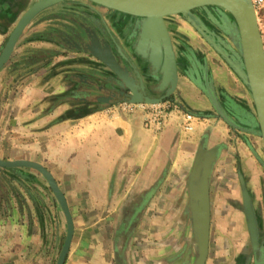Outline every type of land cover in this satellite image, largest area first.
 Instances as JSON below:
<instances>
[{"label": "crops", "instance_id": "crops-1", "mask_svg": "<svg viewBox=\"0 0 264 264\" xmlns=\"http://www.w3.org/2000/svg\"><path fill=\"white\" fill-rule=\"evenodd\" d=\"M38 1L0 0V54L26 5ZM100 8L83 3L74 32L64 41L58 37L59 25L43 22L55 9L42 11L0 70V160L33 162L52 176L73 225L64 264H193L187 179L202 140L207 151L218 150L209 180L205 264H264V238L249 182L239 171L254 165L258 144L248 88L217 50L213 57L186 44L187 38L205 39L186 17L160 22ZM39 35L46 36L43 42L33 40ZM222 48L235 62L233 48L227 42ZM98 56H112L120 76ZM171 89V99L197 118L191 132L176 114L155 131L147 128L142 107L132 112L118 108L134 95L159 98ZM211 97L227 115L248 124L243 139L248 150L239 141L238 147L234 144ZM234 145L241 156L233 153ZM234 162L241 203L219 204V195L227 198L229 192H221L220 183ZM251 180L256 182V175ZM10 183L19 186L22 206L11 195ZM243 191L255 215V248ZM227 211L241 216L221 220L224 231L214 237V221L219 220L214 214ZM66 234L65 215L43 178L29 169L0 168V264H57Z\"/></svg>", "mask_w": 264, "mask_h": 264}, {"label": "water", "instance_id": "water-1", "mask_svg": "<svg viewBox=\"0 0 264 264\" xmlns=\"http://www.w3.org/2000/svg\"><path fill=\"white\" fill-rule=\"evenodd\" d=\"M64 0H39L33 4L20 18L14 30L6 41V44L0 54V70L11 58L16 43L24 29L29 23L43 10L54 6ZM103 8L123 13L132 17L143 18L146 20L162 21L167 17L182 15L195 26V18L192 14L194 10L205 7H217L227 12L233 19V33L238 36V49L241 57V64H235L210 40L206 34L207 30L201 27L197 29L204 38L214 46L228 62L239 78L244 82L249 90L254 104L257 127L264 145V46L260 38L257 24V17L252 6L251 0H88ZM164 28V27H163ZM167 48L171 59L173 69L175 67L174 57L170 40L167 37ZM99 58V56H98ZM101 59L116 75L118 67L112 58L107 56ZM172 89L167 94L159 98L142 99L134 95L130 104L143 103L146 105H156L162 103L171 97ZM214 109L221 119L232 128L241 130L232 121L224 115L214 98L211 97ZM205 140L200 142L197 155L191 173L187 179L189 199L187 204L188 212L191 215L193 244L196 258L193 264H205L208 253L209 228H210V206H209V180L212 168L217 159L218 150L207 151L204 147ZM31 168L40 173L47 181L56 200L58 201L67 221V234L61 248L57 264H64L65 256L68 251L72 235L73 225L65 198L50 173L41 165L28 161L5 162L0 160V168ZM243 205L247 220L250 238L255 248L257 246V226L255 215L252 210L248 194L243 191ZM123 264V263H118Z\"/></svg>", "mask_w": 264, "mask_h": 264}, {"label": "rangeland", "instance_id": "rangeland-1", "mask_svg": "<svg viewBox=\"0 0 264 264\" xmlns=\"http://www.w3.org/2000/svg\"><path fill=\"white\" fill-rule=\"evenodd\" d=\"M251 2H252V0H251ZM83 3H85V4L89 3L90 5H96L94 3L89 2L88 0H64L61 3H58L54 6L47 8V9H51V10L55 9V10L52 12V14H50L48 16V18L44 19L43 22H49V23L54 22L57 26L59 25L60 31H59L58 37L60 38V40H63L64 37L65 38L68 37L70 30H71V32H74V29H75L74 23H76L75 18H78L77 14H78V12L81 11V5ZM26 6H27L26 11H27L32 5L30 7H28L29 4ZM96 6L101 7L98 5H96ZM47 9H45L43 11H46ZM100 9L105 10V8H102V7ZM254 11H255V14L257 17V24H258V29H259V33H260V38L262 41V46H264V0H261L260 4L254 8ZM24 13H23V15H24ZM192 14L194 15V17H196L195 18V20H196L195 26L193 25L192 27L197 32H199L197 30L199 28V26L197 24H199L201 27H203L205 30H207L209 32V35L212 37V42L220 50H222V52H223L222 47H224V45H226V42H227L228 49L230 50L231 48H233V55H234L233 57L235 59V64L240 65L242 60L240 57V52H239L238 44H237L238 36L235 33H233L234 23H233V19L231 18V16L227 12H225L223 9L217 8V7H205V8L197 9V10H194L192 12ZM188 26H190V25H188ZM197 32H196V34H197ZM45 37L46 36H41V35L35 36L33 38V40H35L37 42L38 41L43 42L40 39H43ZM198 39L199 40H197L196 42L191 40L190 38L189 39L187 38V40L184 39V41L186 42V44L190 45L189 46L190 48L199 47L203 51V53H204V51H206L209 56L215 57V53L213 50H216V49L215 48L211 49L209 47L210 43L206 39H204V40L201 38H198ZM33 40H32V42L35 43V41H33ZM225 50L223 52L224 54L226 53ZM218 54H220V53H218ZM228 58L231 59V55H229ZM237 77H239V76L236 73V78ZM175 102L180 106V104L177 101H175ZM251 102H252V105H251L252 109L251 110L253 113H255V108H254V104H253L252 99H251ZM234 105L237 106L238 103L235 102ZM180 108L183 111V113H188V112L184 111L181 106H180ZM220 109L224 113V115H226V117H228V119L230 121H232L237 127L241 128V130H239V129L230 127L228 124H226L221 119V117L217 113L218 118L220 120H222L225 123V125L228 127V131L230 132V137L235 141L234 144L238 147V145H239L238 143L240 142V144H243V146H245V148H247V150H248V146L245 144V142L243 140L244 138H248L247 134H245L248 132V130L246 129L248 124L246 123V124L242 125L241 123H239L237 121L236 117L234 118L232 115H227L223 108L220 107ZM229 109H231L233 114L236 113V110H235L236 107L229 105ZM231 111H229V112H231ZM255 117H256V113H255ZM256 124H257V118H256V122L253 123V126L255 125L254 126L255 127V130H254L255 131V137H256L257 142H258L257 148L253 147L255 157H253V156L251 157V161H253L251 163H254V165L249 169H248V165L247 166L245 165V167H244L245 172L244 173H242V168H240L239 171H240V174L243 177H246L247 181L249 182V189L247 188V186H246V188L251 193L252 201H253V207L257 213L258 223L260 225V236L262 238H264V145H262V140H261L259 130H258V127ZM235 145L233 147L234 148L233 153H235V155L240 154V156H241L242 151L240 153L237 152L238 150L236 149ZM248 153H249V151H248ZM235 168L236 167H235V162H234L231 164V167H229V172L227 174L228 179L225 181H222L220 183L219 188H220L221 192H223L224 190L229 191V192L227 194V198H224V196L219 195V197H218L219 204H220V201H224V202H226L225 205H228V203L231 199H234V201H236L237 203H241V200L239 197L240 186H239V181L237 179V174H236ZM9 169H11L12 172H17L19 169H27V170L29 169L34 173L35 172L38 173L37 171H35L34 169H31V168L17 167V168H9ZM38 174L43 178L44 185L47 187V189L53 195L55 201L58 203V201L56 200V198H55L52 190L50 189L47 181L45 180V178L40 173H38ZM255 175H256V182L251 180L252 176H255ZM18 179H21V178L18 177ZM227 181L229 182V184L226 187L225 184ZM29 182H31V181H29ZM20 183H23V182H19V184ZM9 186H10L9 190H10L11 195L14 197L17 204L19 206H22L24 204V201H23V198L21 197V195L19 194V189H18L19 186L14 185V183H10ZM230 190H234V192H235L234 198H233V196H230V193H231ZM226 208H227V206H226ZM221 214H223V215H221ZM226 214H228L229 216H226ZM238 215L241 216V213L235 212V211H227L224 213H222V212L215 213L214 214L215 219L218 218L219 220H218V222L214 221L215 226H214L213 232H212L213 236L216 237L217 235L222 234L221 230L224 231V228H222L223 223L221 224V220H224L226 217H229V219H234ZM232 225H234V223H232ZM213 248H214V250H216V244H214ZM216 252H217V250H216Z\"/></svg>", "mask_w": 264, "mask_h": 264}, {"label": "built area", "instance_id": "built-area-1", "mask_svg": "<svg viewBox=\"0 0 264 264\" xmlns=\"http://www.w3.org/2000/svg\"><path fill=\"white\" fill-rule=\"evenodd\" d=\"M261 0H252V6L255 8L260 4ZM142 107L145 110V124L147 128L159 131L164 121L168 120L170 115L176 114L183 119V127L185 131L193 130V123L197 118L189 113H183L180 106L171 98L164 100L160 104H130L128 102L118 105L123 112H132L136 107Z\"/></svg>", "mask_w": 264, "mask_h": 264}, {"label": "trees", "instance_id": "trees-1", "mask_svg": "<svg viewBox=\"0 0 264 264\" xmlns=\"http://www.w3.org/2000/svg\"><path fill=\"white\" fill-rule=\"evenodd\" d=\"M44 53H46V52H44ZM45 55V54H44ZM49 55H51V54H49ZM44 59H49V58H44Z\"/></svg>", "mask_w": 264, "mask_h": 264}, {"label": "bare ground", "instance_id": "bare-ground-1", "mask_svg": "<svg viewBox=\"0 0 264 264\" xmlns=\"http://www.w3.org/2000/svg\"><path fill=\"white\" fill-rule=\"evenodd\" d=\"M140 104V103H139Z\"/></svg>", "mask_w": 264, "mask_h": 264}]
</instances>
